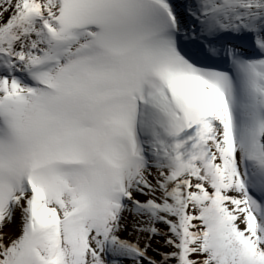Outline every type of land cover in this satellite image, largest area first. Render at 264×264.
<instances>
[{
	"label": "snow or ice",
	"instance_id": "obj_1",
	"mask_svg": "<svg viewBox=\"0 0 264 264\" xmlns=\"http://www.w3.org/2000/svg\"><path fill=\"white\" fill-rule=\"evenodd\" d=\"M0 264H264V0H0Z\"/></svg>",
	"mask_w": 264,
	"mask_h": 264
}]
</instances>
